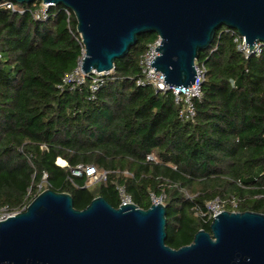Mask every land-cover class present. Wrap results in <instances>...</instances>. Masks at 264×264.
Returning <instances> with one entry per match:
<instances>
[{"label":"trees","instance_id":"obj_1","mask_svg":"<svg viewBox=\"0 0 264 264\" xmlns=\"http://www.w3.org/2000/svg\"><path fill=\"white\" fill-rule=\"evenodd\" d=\"M40 1L14 3L23 13L0 8V212L24 210L47 188L68 193L78 210L98 196L116 208L123 188L142 209L161 199L173 249L209 232L201 214L215 199L224 210L264 214V45L245 59L231 30L217 29L195 61L204 67L201 96L184 121L170 92L136 84L153 33L115 59L92 99L89 82L58 88L83 46L62 6L32 18ZM78 164L105 180L71 174Z\"/></svg>","mask_w":264,"mask_h":264},{"label":"water","instance_id":"obj_2","mask_svg":"<svg viewBox=\"0 0 264 264\" xmlns=\"http://www.w3.org/2000/svg\"><path fill=\"white\" fill-rule=\"evenodd\" d=\"M41 1L72 12L84 72L113 70L139 34L153 33L161 42L151 67L166 84L186 87L196 77L198 53L221 26L243 36L249 50L264 43V0ZM165 239L161 202L115 208L98 196L78 210L68 193L47 188L0 221V264H264L262 213L222 210L189 244L173 249Z\"/></svg>","mask_w":264,"mask_h":264},{"label":"built area","instance_id":"obj_3","mask_svg":"<svg viewBox=\"0 0 264 264\" xmlns=\"http://www.w3.org/2000/svg\"><path fill=\"white\" fill-rule=\"evenodd\" d=\"M51 6H54L51 3H43L40 1L38 5L31 11V16L36 21H44L49 17L48 11ZM0 8L7 9L11 12L23 13L22 9H17L14 2L11 0H1ZM66 16L69 18L72 16V12L69 9L63 8ZM233 35V43L235 45V50L242 55L243 58L247 59L250 56H258L262 51V46L264 43L256 42L253 47L249 50V47L245 46V38L239 35L237 32L231 30ZM161 38L156 35L154 40L147 44L145 52L139 57L138 65L141 70V76L136 80V84L140 86H152L156 91L159 92H170L173 96L174 103L178 106V116L180 119L187 121L192 120L195 115L193 100L198 99L201 96V84L204 77V67L202 64H196V77L194 82L190 86L186 87H176L166 84L163 80V74L157 70H154V66L151 67L150 62L155 59V56H158L159 52L154 49L160 45ZM82 56L78 59L76 67L66 73L61 81V84L58 85V88L69 86L70 88L83 85L85 82L88 83V90L90 98L96 94L97 90L104 83L106 76H108L110 71H97L91 69L89 72H84L81 67ZM149 160L153 159L152 156L147 157ZM66 165V164H65ZM71 174L75 176L84 175L87 177V183L93 184L98 181H103L106 178L105 171H99L93 165H82L78 164L74 168L70 169ZM120 195V203H130V198L124 193L123 188H118ZM161 202L160 198H152V203ZM162 203V202H161ZM232 206H235L234 201H231ZM224 210L222 204L218 199H215L206 205V212L202 213L203 217H206L210 220L214 216ZM14 213H6L4 210L0 212V221L4 220L8 216L13 215Z\"/></svg>","mask_w":264,"mask_h":264},{"label":"bare ground","instance_id":"obj_4","mask_svg":"<svg viewBox=\"0 0 264 264\" xmlns=\"http://www.w3.org/2000/svg\"><path fill=\"white\" fill-rule=\"evenodd\" d=\"M56 162H57L59 165L64 164V161H63L62 159H59V158L56 160Z\"/></svg>","mask_w":264,"mask_h":264},{"label":"crops","instance_id":"obj_5","mask_svg":"<svg viewBox=\"0 0 264 264\" xmlns=\"http://www.w3.org/2000/svg\"><path fill=\"white\" fill-rule=\"evenodd\" d=\"M66 163L64 162V164L60 165V166H64Z\"/></svg>","mask_w":264,"mask_h":264}]
</instances>
